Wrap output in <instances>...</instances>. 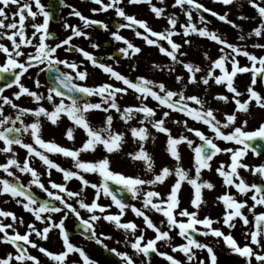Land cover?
Masks as SVG:
<instances>
[{"label": "snow or ice", "instance_id": "6c2138e0", "mask_svg": "<svg viewBox=\"0 0 264 264\" xmlns=\"http://www.w3.org/2000/svg\"><path fill=\"white\" fill-rule=\"evenodd\" d=\"M58 2L60 6L68 7L69 15L78 17L81 25L64 23L65 31L70 30L71 34L53 45L49 41L57 38L49 30L52 13L42 0H0V41L10 42V46L0 42V57H3L0 60V154L6 157V162L0 163V172L4 174L0 176V196H10L16 204L30 213L35 221L44 225L42 229H38L35 223L25 224L24 219L17 217L12 211L0 209V218H3L0 219V244L10 245L14 249V252L0 256V264H42L41 259L32 255L29 249H35L43 254L51 264H69V257L73 254H78L79 261H71V264H80V262L95 264L82 247L71 242L65 228V219L69 213L79 222L82 229L80 235L84 239L94 241L113 253L121 264H136L138 257L148 258L151 254L163 257L169 264H206L204 259L197 256V251L205 250L210 264H217L214 248L210 244L201 242L197 238L200 236L222 239L232 253L245 259L246 264H253V259L255 264H264V211L257 212V208H264V163L253 166L243 163L250 150L256 155L261 154L262 146L253 142L264 141V122L254 130H246L247 120L239 125L236 123L240 113L250 114L253 102L258 108L264 109V95L254 87L264 81V55L257 56L254 52L248 51L244 43H231L217 31L209 30L208 21L205 16L200 15L201 12L209 13L219 21L229 24L237 30L239 42H246L252 37L264 38V0H247L248 6L255 10L256 16L248 17L243 14L237 16L238 20L259 21L246 33L241 25L228 19L230 14L228 11L219 14L199 3L198 0H173L171 7L178 9L186 17L184 23H179L175 12L168 13L166 7L158 6L153 0H127L130 5L147 4L156 18L164 19L166 26L161 31L153 30L145 20L127 14L121 6L124 0H107V2L91 0L99 6L92 9L93 13L109 10L115 12L118 22L114 25L116 31L111 32V37L114 41L125 45L118 49L123 57L132 58L142 51L140 47L120 34L121 29H131L136 37L142 38L148 46L156 47L159 53L171 61L170 65L153 63V69L167 70L172 74L176 71V65L182 66L187 79L185 81V76L175 75V82L181 85L179 90L169 89L165 83L143 76H138L135 80L130 79L111 65L101 62L92 53L72 44L74 38L90 39L86 29L99 26L108 31L109 25L84 16L64 0ZM237 2L238 0H213V3L225 7ZM159 4L164 5L165 0H159ZM13 7L14 10L9 14V10ZM240 7H243V4ZM193 13L199 16L200 23L204 26H198L193 21ZM38 17L43 18L42 23L35 22ZM29 19L32 21L33 29L30 36L26 34V21ZM192 35L206 38L219 46V55L216 59H212L208 52L203 53L204 59L209 62L207 69L183 59L187 53L183 52L182 48L191 44L189 37ZM176 36L184 37L183 44L175 42L173 37ZM90 47L97 48L98 45L92 43ZM251 47L264 50V44L258 42L253 43ZM25 48H31L32 51L25 52ZM62 48L65 52L79 53L93 67L100 69L110 79L120 82L123 87L107 82L95 86L77 83L76 81H86L89 73L82 63L59 58L57 52ZM238 57H245L249 64L242 66ZM107 59L114 58L108 56ZM61 65L70 71H62L59 67ZM33 68H39L37 76L43 72L54 73L52 77L54 83L47 87V94L32 90L22 82V78ZM246 73L251 75V83L242 92L236 87L235 78L238 74ZM212 83L226 88L227 93L231 94L229 96L217 93L212 99L224 104L233 103L235 106L231 113H224L223 121L217 118L215 114L217 110L205 107L208 103L205 98L186 94V89L190 85H203L207 93ZM35 85L37 89L42 87L39 79L35 80ZM13 87L18 91L13 92L12 98L4 95L7 89ZM129 91L135 93L138 103L122 108L118 99L122 95H127ZM245 95L246 99H241ZM24 96L30 98L36 107L28 108L14 102ZM93 97H98V102H93L91 99ZM149 99L156 102L155 108L149 106L147 103ZM45 100L52 106L51 110L41 103ZM5 106H9L13 113L6 114ZM159 109L166 111L156 118ZM94 111L106 114L100 126H94L89 120V114ZM112 111L119 114V119L125 125L138 118V126H130L127 131L130 132L133 142H138L139 146L137 150L127 153V156L133 162H142L143 171L150 174V178L145 179L140 175L128 176L111 169L109 155L121 150L126 137L125 132L114 130ZM173 112L183 114L184 117L206 126L212 135L191 127L188 119H185L172 120V123L182 126L184 132L198 139L199 143L184 132L174 136L167 127ZM62 116H66L75 128L83 130L86 139L80 147L70 149L57 144L54 140L43 139L41 118H45L52 125H57ZM27 117H31L32 122H26ZM149 125L157 133L166 136L165 151L175 161L173 166H163L159 171L156 170L155 161L145 148L149 139L153 142L156 139L151 135ZM75 128L70 127L65 132L66 138L70 141L74 140ZM25 136L30 142L25 140ZM216 141L232 143L236 147L221 148ZM182 144H186L191 150L194 175H190L191 170H186L182 166L179 151V146ZM15 146L26 150L22 162L17 158ZM100 146L108 155L96 161L79 159L81 153H94ZM49 154H61L71 158L73 168L76 170L61 167L49 158ZM220 154H228L230 160L229 163L221 162L215 169L222 178V187L226 189L216 197V202L223 205V214L216 219L207 215L201 218L199 213L202 205L205 204L203 190L211 191L216 187L212 182L204 180L202 173L204 170L212 171V161ZM33 159H38L45 166L49 176L47 187L41 180V173L32 167ZM53 169L62 174L63 183L51 179ZM241 169L256 177L258 182H247L241 175ZM17 172L30 175L31 179L27 185L20 182ZM82 173H95L100 180L98 183H92L85 179ZM170 177H175V180L166 196L155 190V186L163 185ZM72 179L80 182L79 191H72L67 187V182ZM185 183L193 190L190 199L192 211L180 207L179 193ZM32 186L45 193L46 199L38 200L32 194ZM89 187L94 190V195L91 202H86L84 194ZM231 189H235V194ZM124 193L129 194L132 200H140L142 206L137 207L127 203L123 198ZM101 196L110 198L112 203L99 204L97 201ZM238 197L245 199L241 200ZM69 199L75 200L79 209L89 213L87 219L81 216L73 203L68 202ZM113 205L119 210L116 214L108 211ZM128 209H131L137 218H142L143 227L133 221H122ZM245 209L251 214V219L245 213ZM148 212L158 213L164 219L160 220L158 225L147 214ZM58 213H64V216L57 222L53 214ZM9 218L11 222L5 223L4 221ZM101 219L113 224L116 229L123 230V244L132 250L131 254L109 248L104 243V240H110L112 237L97 233L96 222ZM237 220L247 229L243 233L246 241L243 246L236 241L231 232L226 234L220 228L213 227L214 224L222 223L231 230L237 226ZM17 226H24L25 232L23 234L19 232ZM53 230H58V236L62 241L63 250L58 253L44 248L31 239L34 234L39 240L47 241ZM146 230H151L154 236L146 239ZM174 231L184 241L183 243L178 245L172 243L171 233ZM159 244L171 247L172 253L183 254L185 260L182 261L167 252L160 251ZM141 264H144L143 260Z\"/></svg>", "mask_w": 264, "mask_h": 264}, {"label": "rangeland", "instance_id": "374dc122", "mask_svg": "<svg viewBox=\"0 0 264 264\" xmlns=\"http://www.w3.org/2000/svg\"><path fill=\"white\" fill-rule=\"evenodd\" d=\"M153 2L156 3L158 6L166 7L168 13L175 12L178 17L179 23H184L186 21V17L178 9H173L171 7L173 0H165L164 5H160L159 0H153ZM198 2L205 5L209 9L216 11L219 14H223L224 12L228 11L230 13L228 19L234 21L238 25H241L245 33L250 31L259 22L258 20L244 21V20L237 19V16L240 14L246 15L248 17H253L257 15L255 10L252 9L250 6H248L247 0H238L237 4H234L228 7H225L218 3H213V0H198ZM241 4H243V7H240ZM146 15L147 16H145L143 20H145L153 30L161 31L166 26V21L164 19L156 18L154 14H146ZM200 15L205 16L206 20L208 21L207 27L209 28V30L217 31L219 34H221L224 38H226L231 43H244L247 46V50L250 52H254L257 56L264 55V50L251 47V45L256 42L264 44V38L252 37L251 39H248L246 42H239L237 30L233 29L229 24L219 21L217 18L212 17L209 13L201 12ZM193 21L198 26H204L200 23L199 16L196 15V13H193ZM141 31L143 32L142 29ZM173 39L175 40V42L183 44V40H184L183 36H176V37H173ZM189 39L191 40V44L184 45L182 48V51L187 53V56L183 57V59L185 61H190L195 64H198L202 68L207 69L209 62L204 59L203 53L208 52V54L211 56L212 59H216L217 56L219 55V51H218L219 46L216 43L206 38H201L197 35H192L189 37ZM137 46L140 47L142 51L139 53V55L137 54L138 57L135 59V62L133 64L130 63L129 65L130 68H128L127 74H125V76L133 80H135V78L138 76H143L148 79L154 80L156 82H163L166 84V86L169 89L179 90L181 85L175 82V75L180 74V75L185 76V81L187 79V74L183 70L182 66L176 65V71L172 74H169L167 70H164V71L155 70L152 68L153 63H157L160 65H165V64L170 65L171 61L167 57L159 53L156 47L148 46L142 38L138 39ZM238 59L242 66L249 64V62L247 61L245 57H238ZM136 61H138V63H136ZM140 63L142 65L141 68L139 67ZM133 66H135V70H133ZM217 74H219L218 70H217ZM103 78L104 77L100 76V74L96 75L94 78L90 79L88 86L89 85L95 86V85H99L101 83L107 82V83H112L118 87H123V85L120 82H117L114 79L111 80L109 78L108 79L105 78V80H103ZM250 83H251L250 74H247V73L238 74V76L235 78V85L238 88V90L242 92L245 91L247 85H249ZM254 87L256 88L257 91L261 92V94L264 95V81L259 82ZM217 93H222V94L229 95V96L231 95L227 93L226 88L222 86H217L214 83L210 84L209 90L207 93H205L203 85H199V86L190 85L186 89V94L188 95L195 94V95L201 96L202 98H205L208 101L205 107L217 110L215 113L217 115V118L223 121L224 113H231L234 110L235 106L233 103L224 104L223 102H218L212 99L213 95ZM241 99H246V95L242 97ZM118 103L123 108L125 106L137 104L138 102L135 99V93L129 91L127 95H122L119 97ZM147 103L149 104V106L153 108L156 107V102L151 101V99H149ZM251 106H252V110L250 111V114L240 113L238 115V119L236 122L237 125H239L242 121L247 120L248 124H247L246 130H254L259 127V124L261 122H264V109L258 108L254 102ZM163 111H166V109H159L156 118H159ZM111 114L114 117V121H113L114 130L126 133L125 142L123 143L121 150L109 155L111 169L115 172L123 173L128 176L140 175L145 179L150 178V174L144 173L143 171L144 166L142 162H133L127 156V153L137 150L139 146L138 142L137 143L133 142V138L131 137L130 132L127 131L128 127L130 126H138V118L133 119L132 121H129V124L125 125L124 122L119 119V114H117L115 111H112ZM100 115L101 113L99 111H94L89 114V120L94 126L102 125L105 116L101 117L100 119ZM185 119H188V118L184 117L183 114L174 113V112L171 113V116L167 122V127L171 129L172 134L174 136L179 135L180 133L184 132V129L180 125L173 124L172 120L183 121ZM188 123L191 127L198 128L201 131H204L207 135H212L210 132H208L206 126L200 123H196L190 119H188ZM69 126L75 128V126L72 124L71 121H69ZM50 127H54V126H50ZM148 127H149L151 135L155 136L156 139L154 142L151 139H149L145 144V148L152 155L155 161L156 170L159 171L160 168H162L163 166H170V167L173 166L175 164V161H173L168 155V153L165 151L166 136L164 134L157 133L154 129H151L150 125ZM60 128L61 127L58 126L57 129H55V133H56L55 136L53 134L44 135L43 139H45L46 141L54 140L56 143L64 147L70 148V149L80 147L81 144L86 139L83 130L79 128H75L74 140L70 141L65 136L66 130L63 129L62 131L60 130ZM184 134L189 135L191 137V134H188L186 132H184ZM191 138L196 139L194 137H191ZM196 142L199 143L198 139H196ZM216 142L221 148L236 147V145L232 143H225L223 141H216ZM179 151L182 157V160H181L182 166L186 170L190 169L191 170L190 175H194L195 174L194 169H192L191 150L187 147L186 144H182L179 146ZM105 155H108V154L105 153V151L103 150V147L100 146L97 148V150L94 153L93 152L81 153L79 159L83 161H96L100 158H103ZM221 162L229 163L230 162L229 155L228 154L218 155L212 161V171L204 170L202 173V178L204 180H208L212 182L214 185H216V187L214 190H211V191L207 189L203 190V198L205 200V204L202 205L200 213H199V216L201 218L207 215V216L212 217L213 219H216V218L221 217L223 214V205L218 204L216 202V197L222 194L226 190L224 187H222V178H220L215 171V169L220 165ZM243 163L253 166V165H259L263 162L261 161L260 157L256 156L253 152L249 151L247 156L243 159ZM72 167H73V162H72ZM73 170L75 171L76 169L73 168ZM240 172L247 182L249 183L256 182L257 178L253 177L249 172H246L243 169H241ZM82 174L84 176H90L89 181L92 183L99 182L98 178L100 177L95 173H82ZM174 180H175V177H170L168 180H166V182L163 185L155 186V190L159 191L162 195L166 196V194L170 191V186L172 183H174ZM80 187H81L80 182L75 181L74 184L72 185V191H79ZM192 191L193 190L187 183L183 184L182 189L179 193V197L181 201L180 203L181 208H188L190 211L193 210L190 204ZM231 191L235 194V189H231ZM93 194H94V190L92 188L89 187L85 190L84 198L86 202H91V200L93 199L92 198ZM101 198L103 201L101 205H109L112 203L110 198H105L103 196ZM238 199L242 200L245 198L238 197ZM99 200L97 202H99ZM5 201H7V203H5ZM73 202L75 204V207H77V209L80 211L81 216L84 219H87L89 216V213H87V211L84 209H79V205L75 203V200H73ZM130 204H134L137 207L142 206L140 200H133ZM249 204H251V201H249ZM0 209L12 211L17 217H22L25 221V224L35 223V226L38 229L40 227H43L38 224L39 223L38 221L34 220V217L31 216V214L23 213L24 209L22 208V206L16 204L15 201H10V199H7L5 195L0 196ZM108 211L112 214H116L118 213L119 210L113 205L110 209H108ZM244 211L246 214H248L247 209H245ZM259 211H264V208H257V212ZM147 214L150 215V217L158 225H159L160 220L164 219L162 215L155 213V212H148ZM248 215H249V219H251L252 218L251 214H248ZM0 219H3V218H0ZM122 221L123 222L133 221L136 224L140 225L141 227L144 226L142 218H137L134 215V213H132L131 209H128L126 211V214L122 217ZM4 222L10 223L11 220L9 218L8 220H5ZM236 224L237 226L231 230L228 229L227 227H224L222 223L214 224L213 227L220 228L226 234L231 232V234L236 239V241L241 246H243L246 243L243 233L247 229L242 225V222L238 220ZM96 231L98 234L104 233L108 236H111L112 239L114 238L118 239L119 237H124L123 230L116 229L113 224H110L102 219L96 222ZM137 235H139V232L137 233ZM153 236H154V233L151 230H146V239L152 238ZM171 236L173 237L172 243L175 245H178L184 242L180 237L176 235L175 231L171 233ZM51 240H52V233H50V238L47 241H44V244L46 245L44 248L49 250V248L51 247V244H49V242ZM74 241L78 244L79 243L81 244L82 241H86V239H83L80 237H74ZM87 241H89V243L91 244L95 243L94 241H90V240H87ZM200 241L203 243L210 244L214 248V252L217 256V264H246L245 259L240 257L237 254L232 253L231 250L225 246L222 239L218 240L217 238H214L212 236H208V237L201 236ZM158 247H159V250L162 252H167L182 261L185 260V257L183 256V254L178 253V252L172 253L171 247H167L163 244H159ZM83 249L86 250L85 247ZM29 251L31 252L32 255L39 257L42 261V264H51V262L43 255H40L37 250L29 249ZM257 251H259V249H257ZM7 252H14V249L10 245H7L5 254ZM1 254H4V252L1 251ZM197 256L200 259H204L206 261V264H210V260H208L206 250L203 252L197 251ZM142 260L144 261V264H169L168 261L164 260L163 257H160L158 255H155L151 262H149L145 257L140 256L138 257V262H136V264H141ZM253 264H255L254 259H253Z\"/></svg>", "mask_w": 264, "mask_h": 264}, {"label": "flooded vegetation", "instance_id": "af4514ba", "mask_svg": "<svg viewBox=\"0 0 264 264\" xmlns=\"http://www.w3.org/2000/svg\"><path fill=\"white\" fill-rule=\"evenodd\" d=\"M64 2L66 4L74 6L84 16L89 17L91 19L103 21L104 23L109 25L108 31L103 30L99 26L86 29L85 31H87L90 39H85L83 37L74 38L72 41V44L79 46L85 49L86 51L92 53L99 60H101V62L111 65L116 71L120 72L121 74L123 75L127 74V70L128 68H130L129 67L130 63L133 62L137 58L138 55H135L132 58H125L122 56V54L118 52V49L120 47H124L125 45H123L122 42L114 41L111 37V32L116 31V28L114 25L116 22H118V18L115 16V12L113 10H109L108 12L93 13L92 9L98 8L99 6L92 3L91 0H64ZM105 2H107V0H105ZM42 3H44L45 6L48 8V10L52 13V19L50 20V23H49V30L57 38L56 40L49 41V43L54 45L55 43L59 42L60 40L66 38L68 35L71 34L70 30L65 31L63 27L64 23H68L70 25H77V26L81 25V21L79 20V18L75 16H70L69 15L70 9L68 7L60 6L58 0H42ZM121 6L124 8L127 14L134 15L137 19L143 20V18L147 16L146 14H153L149 10V6L147 4L130 5L127 3V0H124V3ZM13 10H14V7L9 10V14H11V11ZM31 22L32 21L30 19L26 21V34L29 36L31 35V32L33 31V29L31 28ZM35 22L42 23L43 18L38 17ZM119 22H122V21H119ZM139 30L141 31V29ZM120 34L124 36L126 39H128L129 41H131L134 45L137 46L139 37H136L135 33L131 29H121ZM0 42H3L10 46V42L7 40L0 41ZM92 43H96L98 47L97 48L90 47ZM24 51L29 52V51H32V49L25 48ZM57 55L61 59L75 61L78 64L82 63L83 67L87 69L89 73L87 80L84 82L76 81L77 83H83V84L88 85L90 82V79L94 78L98 74L104 77L103 80H105V78L107 79L109 78L107 74L103 73L100 69L93 67L89 62L84 60V58L79 53L65 52L62 48V49H58ZM108 56H112L114 59H107ZM2 59L3 57H0V60ZM59 67L61 68L62 71H70L68 69H65L63 65ZM81 70H83V68ZM38 72H39V68L30 69L29 73H27L22 78V82L25 84V86H27L28 88L32 90H36L40 93L47 94V87L51 85L52 83H54V81L52 80L54 73L43 72V73H40L39 76H37ZM36 79H39L40 84L42 85V87H40L39 89H37L35 85ZM15 91H18V89H16L15 87H13L12 89H7L4 92V95L12 98V94ZM91 99L93 100V102H98L99 100L98 97H93ZM14 102L21 106L28 107V108L36 107V105L30 100V98L26 96L22 97L18 101L14 100ZM41 103L43 104L45 108L49 110L52 109V106L46 100L42 101ZM5 113L12 114L13 110L9 106H5ZM100 113H101L100 118L105 116V113L103 112H100ZM41 121H42V126H43L42 136L49 135V134H53V135L56 134L55 129H57L58 126L61 127L60 130L62 131L63 129L67 130L69 127H71L69 126V120L66 119V116H62L60 120L58 121L57 125H52L45 118H41ZM26 122L28 123L32 122V118L27 117ZM50 126H57V127H50ZM25 140L30 142L27 136H25ZM15 151L17 153V158L19 159V161L22 162L26 156V150L19 148V146H15ZM49 158L52 159L54 162L58 163L61 167L65 169L73 170V167H72L73 161L71 160V158H66L61 154H49ZM4 162H6V157L3 154H0V163H4ZM31 165L32 167L36 168L38 172L41 173V180L42 182L45 183V186L47 187L49 176L47 174L45 166L42 165V163L38 159H33L31 161ZM13 171H15V169H13ZM16 174L19 176L20 182H22L25 185H27L28 181L31 179L30 175L28 174H21L18 172ZM3 175L4 174L0 172V176H3ZM84 177L85 179L90 180V176H84ZM51 179L57 183L64 182L62 179V174L57 172L54 169L51 170ZM75 181L76 179H72L71 181L67 182V187L70 190H72V185L74 184ZM31 191L34 192L38 197L42 199H46V194L43 193L40 189L36 188L35 186H32ZM5 197L7 199H10V201H14L8 195H5ZM68 202L73 203V206L75 207L73 199H69ZM102 202H103L102 198H100L98 203L101 204ZM23 213L30 214L26 212L25 210H23ZM53 216H54V220L58 222L64 216V213L53 214ZM74 218H75L74 215L69 213L67 214V217L65 219V228L68 234L70 230L72 229ZM38 224L44 227V225H42L40 222ZM43 227H40L39 229H42ZM17 230L23 234L26 228L24 226H17ZM51 233H52V240L49 242V244H51V247L49 248V250L54 253H58L63 250L62 241L58 236V230H53ZM69 237L73 244L79 247H82V248L84 247L86 248L85 250L86 253L89 255V257L92 260L95 261V264H121V261L119 260L118 257H116L117 259L116 261H114L108 255L107 250H105L102 246L97 245L96 243L91 244L87 240L82 241L81 244L76 243L74 241V237H80L84 239V237L81 236L80 234H75V235L69 234ZM31 239L36 241L38 244L40 243V245L43 247L46 246L44 244V241L39 240L37 237H35L34 234L31 237ZM123 240H124V237H119L118 239L114 238L110 240H104V243L107 244L109 248H116L118 251H122V252L127 251L131 254L132 250L123 244ZM117 241H121V243L118 244ZM6 246L7 245L0 244V256L5 254ZM1 251L4 252V254H1ZM39 254L43 255L41 253ZM71 261H79L78 254L71 255L69 257V264H71ZM136 262H138V258L136 259ZM80 264H82V262H80Z\"/></svg>", "mask_w": 264, "mask_h": 264}, {"label": "water", "instance_id": "95a60500", "mask_svg": "<svg viewBox=\"0 0 264 264\" xmlns=\"http://www.w3.org/2000/svg\"><path fill=\"white\" fill-rule=\"evenodd\" d=\"M250 110H251V109H250ZM253 143H255V144H260V145L262 146V147L260 148V152H261L260 156H261L262 159L264 160V141H256V142H253ZM112 187H115V186L112 185ZM119 195H120V193H118V196H119ZM123 198L125 199L126 202H128V201L130 200V195L127 194V193H124ZM37 199H38V198H37ZM38 200H40V199H38ZM81 231H82V229H81V227H80V225H79V222H76V223H75V226H74V229H73L72 232H79V233H81ZM152 255H153V254H151L150 257H152Z\"/></svg>", "mask_w": 264, "mask_h": 264}]
</instances>
